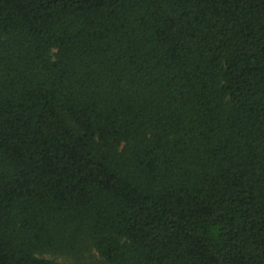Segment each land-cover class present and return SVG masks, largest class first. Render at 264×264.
Here are the masks:
<instances>
[{"label": "trees", "instance_id": "16d2710c", "mask_svg": "<svg viewBox=\"0 0 264 264\" xmlns=\"http://www.w3.org/2000/svg\"><path fill=\"white\" fill-rule=\"evenodd\" d=\"M0 264H264V0H0Z\"/></svg>", "mask_w": 264, "mask_h": 264}, {"label": "rangeland", "instance_id": "374dc122", "mask_svg": "<svg viewBox=\"0 0 264 264\" xmlns=\"http://www.w3.org/2000/svg\"><path fill=\"white\" fill-rule=\"evenodd\" d=\"M52 257L57 259L58 261L76 263V262H91L93 260H96L98 258V255L93 249H89L87 251H84L79 258L73 256H66V255H54Z\"/></svg>", "mask_w": 264, "mask_h": 264}]
</instances>
